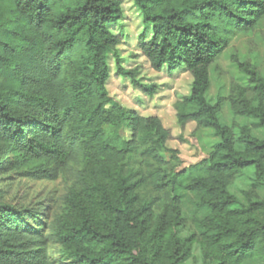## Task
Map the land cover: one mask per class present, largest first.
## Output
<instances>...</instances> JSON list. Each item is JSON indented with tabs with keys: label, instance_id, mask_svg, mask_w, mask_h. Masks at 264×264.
Here are the masks:
<instances>
[{
	"label": "trees",
	"instance_id": "16d2710c",
	"mask_svg": "<svg viewBox=\"0 0 264 264\" xmlns=\"http://www.w3.org/2000/svg\"><path fill=\"white\" fill-rule=\"evenodd\" d=\"M133 2L149 67L191 75L173 105L177 124L211 128L219 140L207 157L172 169L170 129L109 94L110 52L117 76L147 96L157 90L137 79L140 65H121L122 38L109 26L122 0H0V177L72 178L51 220V206L8 203L0 188V264H55L49 241L65 264H183L195 242L206 264H264V138L219 119L228 99L264 135V77L235 59L249 85L206 98L209 67L239 31L258 26L264 0ZM248 168L255 179L242 201L230 186Z\"/></svg>",
	"mask_w": 264,
	"mask_h": 264
},
{
	"label": "rangeland",
	"instance_id": "374dc122",
	"mask_svg": "<svg viewBox=\"0 0 264 264\" xmlns=\"http://www.w3.org/2000/svg\"><path fill=\"white\" fill-rule=\"evenodd\" d=\"M121 11L120 20L109 26L114 34H120L122 38L117 49L121 65L124 68L140 65L141 70L137 79L143 83L156 84L157 90L153 96H147L128 78L117 76L114 55L110 52L107 57L110 69L107 81L109 94L126 108L134 109L143 116H158L163 125L170 129L172 139L167 145L178 150L177 161L166 157L170 168L177 170L200 161L207 157L219 137L211 128H197L194 123H188L181 129L176 122L173 105L176 100L189 94L191 75L184 69H178L172 75L167 73L165 67L160 71L152 70L137 49V40L144 28L140 11L133 0H122ZM149 35L150 31L148 37ZM235 59L256 67L264 77V17L252 32L239 31L215 63L209 67L210 87L206 92L209 102L214 103L218 97L228 98L230 87L234 83L249 85L247 76L239 69ZM261 100L264 104V97ZM219 119L236 133L239 126L247 125L253 135L264 138L263 130L256 127L253 120L234 113L228 99L222 105ZM5 176L0 177V188L6 192L3 200L27 206H36V203L42 202L41 204L52 208L49 220L62 211L64 195L72 181L70 175L55 180H34L13 173L9 174L11 176L9 179ZM254 179L253 169H244L235 176L230 191L245 201L244 192L254 183ZM257 192L263 196L262 189H258ZM48 252L55 264H65L60 247L53 241H49ZM183 264H206L198 242L193 244L191 256Z\"/></svg>",
	"mask_w": 264,
	"mask_h": 264
}]
</instances>
